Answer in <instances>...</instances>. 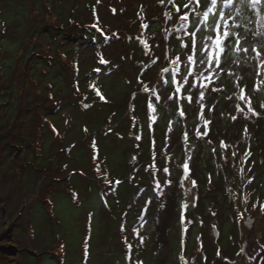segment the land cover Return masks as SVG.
<instances>
[{
  "label": "rangeland",
  "instance_id": "1",
  "mask_svg": "<svg viewBox=\"0 0 264 264\" xmlns=\"http://www.w3.org/2000/svg\"><path fill=\"white\" fill-rule=\"evenodd\" d=\"M262 105L264 0H0V264H264Z\"/></svg>",
  "mask_w": 264,
  "mask_h": 264
},
{
  "label": "snow or ice",
  "instance_id": "2",
  "mask_svg": "<svg viewBox=\"0 0 264 264\" xmlns=\"http://www.w3.org/2000/svg\"><path fill=\"white\" fill-rule=\"evenodd\" d=\"M215 2H216V0H213V3H215ZM229 2H231V0H229ZM260 2H261V0H253V3L254 4H257V3H260ZM185 7L187 8L188 5H185ZM166 15H168V14H166ZM181 19H183V20L188 19L187 14H185V16L181 17ZM143 27H147V25H143ZM97 30L100 31V29H97ZM189 35L191 37L192 34H189ZM218 35L219 36H223L224 37V41L221 42L220 39H217L216 40V45H217L218 49L221 52V58H220V60L215 61V65L217 67L220 66V64L223 62V58L227 56V54L231 51V49L233 47V43H232L233 37H232V34L230 33V31H218ZM245 39H246V36H241L239 34H236L235 44L237 46H240L241 45V42L243 40H245ZM190 45H191V40L189 41V45L186 46V47H188L189 51L191 50ZM239 50L240 51H243L245 53L248 51L247 48H243V47H239ZM212 55L214 56L215 54L213 53ZM258 55H259V52H258ZM177 59H179V58H177ZM187 59L189 61H192L193 60V57L191 55H189L187 57ZM175 62L176 61H173V63H175ZM99 63L104 64V63H107V61H105L103 59V56H100ZM199 63L202 64V65H204V64L213 63V61H209L208 55L206 54V55H204V56H202V57L199 58ZM96 71H99V69H96ZM91 87L95 88L96 86L95 85H91ZM188 87L189 88L192 87L191 81L188 82ZM96 90H97V94L100 95V98L101 99H104L103 95L100 94L99 89H96ZM145 91H147V89H145ZM177 91H179V89H177ZM202 95H203V93H201V96ZM188 99L191 100V97H188ZM241 99H245V97L244 96H241ZM262 106H264V105H262ZM249 110L251 111V108H249ZM184 168H185V170H187L188 165L185 164L184 165ZM164 171L167 172L168 169L165 168ZM117 183H119V181H117ZM194 183H195V181H193V184Z\"/></svg>",
  "mask_w": 264,
  "mask_h": 264
},
{
  "label": "trees",
  "instance_id": "3",
  "mask_svg": "<svg viewBox=\"0 0 264 264\" xmlns=\"http://www.w3.org/2000/svg\"><path fill=\"white\" fill-rule=\"evenodd\" d=\"M51 14L55 16V11H51ZM52 24L55 25L54 22ZM80 24L82 25V28H87L92 24V22H91V19H84ZM57 28H59V27H57ZM87 33L89 34L88 31H87Z\"/></svg>",
  "mask_w": 264,
  "mask_h": 264
}]
</instances>
